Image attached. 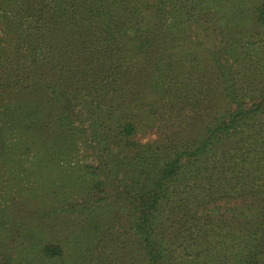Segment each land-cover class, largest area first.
Returning a JSON list of instances; mask_svg holds the SVG:
<instances>
[{"label": "trees", "instance_id": "obj_1", "mask_svg": "<svg viewBox=\"0 0 264 264\" xmlns=\"http://www.w3.org/2000/svg\"><path fill=\"white\" fill-rule=\"evenodd\" d=\"M151 1H0V25L26 46L15 56L0 50V74H9L0 92L34 96L13 100V117L29 110V125L12 128L49 138L72 121L83 98L101 128L95 137L76 129L90 160L77 164L75 176L70 167L63 178L58 165L69 157H44L36 190L45 202L72 201L69 213L88 218L91 264H264V138L220 137L264 118V71L242 86L228 59L243 54L259 71L254 39L264 42V3L232 0L218 14L211 0ZM5 42L0 36V47ZM196 88L205 105L198 122L185 112L192 100L183 105ZM147 90L153 98L144 97ZM61 107L66 117L58 118L52 112ZM154 122L179 131L136 141ZM69 131L62 135L77 136ZM106 205L117 210L116 230L100 221ZM44 241L35 247L37 262L62 257V245Z\"/></svg>", "mask_w": 264, "mask_h": 264}, {"label": "rangeland", "instance_id": "obj_2", "mask_svg": "<svg viewBox=\"0 0 264 264\" xmlns=\"http://www.w3.org/2000/svg\"><path fill=\"white\" fill-rule=\"evenodd\" d=\"M146 1L149 5L154 3L151 0ZM228 1L229 4L232 3V0H211L213 2V10L220 13L225 9L224 7ZM248 1H253L252 3L254 4L264 3V0ZM21 12L24 13L23 11ZM22 17H26V15H22ZM242 20L245 21L246 19ZM245 25L246 23H244ZM0 36L5 38L6 41L3 44L4 46L0 47V50L4 49L10 56H15L17 51L19 53L25 52L26 46L21 43L19 44L16 33L12 30L8 31L2 24L0 25ZM198 36V32H195V38L192 41L195 40L200 43L201 39ZM10 41L16 42L17 45L9 47L8 42ZM254 43L257 55L254 63L257 67L260 66L259 71L255 72L257 68L255 69L253 63L243 54H241L240 60L236 63L235 55L228 58L229 61L231 60L230 65L234 66L232 75L234 77L236 76L237 83L242 86L248 80V77L253 78V75L256 76L262 70L264 71L263 39L255 38ZM213 48L218 49L221 46L217 43ZM225 51L226 49L223 48L219 52L221 59H226V54H223ZM258 59L260 63H258ZM5 79L9 80V74L2 71L0 74V84ZM11 79L13 80L14 77ZM194 90L188 96L185 95L183 97V105L187 101L192 100L185 112L191 111L190 115H194V118L198 122V116H200L205 105L196 100L198 99L197 91L200 90L197 88ZM7 92L10 95L0 92V264H26L29 263V260H31L32 264H82V261H85L86 264H91L94 261L93 255L85 253V250H89L93 246V240L90 245L89 236L86 235L88 218L85 220V216L80 213H77V215L69 213L74 208L72 207V201H67V204L64 203L63 205L59 201L54 202L53 197H51L50 202H45L41 195L38 194L33 179L34 173L42 168L36 170L41 163L40 161L44 157H52L55 153H58L59 158L62 155L65 158H70L69 161H63V163L58 160L63 178L67 177L66 173H69L70 167L73 169L69 175L75 176L77 173V164H80L84 159H87L88 162L90 160V148H88L90 146L83 144L80 138L81 135L77 130L83 128L86 134L92 137H95L97 133L101 134V128L98 127L99 131H96L97 126L95 123L97 115L93 112L92 108L85 104L83 98L81 103H84L77 105L76 108L78 109L75 116L72 118V121L64 124V128L59 127L57 131L54 129L50 132L49 138H26L23 136L25 134L23 128L12 127L20 121L24 125H29V110L25 112L18 110L17 113H20L21 116L14 118L13 115L16 113V110L13 109V100L16 102H29L34 96L28 95L27 92H22L21 89H13ZM145 95L144 97L146 99L149 97L153 98V92L149 90L145 92ZM107 98L115 99L113 95H108ZM55 107L54 105L53 108ZM63 110V107L55 109L52 114L58 118L66 117V110L65 112ZM203 119V117L200 118L201 121ZM98 124H100L99 120ZM54 125L57 126V123L54 122ZM176 126V124L171 125L168 123L162 124L160 122H154L151 128L141 131L135 137V140L142 144L153 143L159 141L163 137V134H167L169 138H173V135L179 131L176 129ZM70 129H75L77 132L76 137H65L67 132L70 134ZM240 129L238 127L236 132L231 131L230 135H220V137L245 138L249 136L250 138V136H256V138H259L260 136V138H264V118L256 120L255 123L253 121L245 129L244 133ZM62 133H65V135H62ZM102 138H104L103 140L107 144L109 136L103 137L102 135ZM65 166H67L66 172H64ZM43 173L45 175V172ZM53 186L58 187L59 181H55ZM74 192L71 190L68 196L71 197ZM81 192L80 190L74 198H78L79 200V196L82 194ZM52 194L53 191L50 190V195ZM62 206L65 208L63 212L60 210ZM98 211L104 216L100 220L104 225V230L109 228L116 230L120 227L121 222L116 218V209L112 210L106 205ZM42 241L48 244L62 245L64 253L62 257L37 262L39 249H35V247L37 244H41Z\"/></svg>", "mask_w": 264, "mask_h": 264}]
</instances>
